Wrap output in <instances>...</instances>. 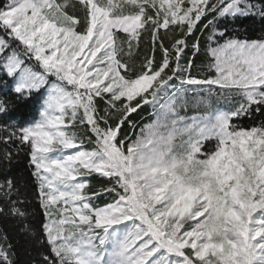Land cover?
<instances>
[{
	"label": "snow or ice",
	"instance_id": "6c2138e0",
	"mask_svg": "<svg viewBox=\"0 0 264 264\" xmlns=\"http://www.w3.org/2000/svg\"><path fill=\"white\" fill-rule=\"evenodd\" d=\"M238 20L259 37L231 34ZM0 31L22 49L0 116L47 88L39 119L0 125L29 150L45 217L37 230L5 149L0 218L38 248L31 264H264V120L240 123L264 115V0H3ZM0 264H16L2 227Z\"/></svg>",
	"mask_w": 264,
	"mask_h": 264
},
{
	"label": "trees",
	"instance_id": "16d2710c",
	"mask_svg": "<svg viewBox=\"0 0 264 264\" xmlns=\"http://www.w3.org/2000/svg\"><path fill=\"white\" fill-rule=\"evenodd\" d=\"M3 2V0H0ZM229 31L231 34H236L244 38L255 39L258 38L261 32V26L256 23L253 24L249 20H238V21H229L228 23ZM0 35L4 36L6 39H9L10 47L15 48L18 52L22 51L19 47V42L10 40L3 31H0ZM203 43V41H202ZM202 56H196V63L203 62ZM33 60H29L25 57V62L29 63ZM5 83L7 87H5ZM13 78L9 77L6 71L3 69L0 60V95L6 94L9 98L15 101L16 94L12 91ZM46 98V88L42 89L40 93L34 94L32 98L23 102H16L15 107L4 116H0V125L9 124L15 122L17 125H27L37 118H39V112L43 105V101ZM153 109L145 105L142 110H138V114H133V118L136 121L137 127L136 132L140 131V128L145 124L150 123L154 116L152 115ZM189 115L193 114V111L189 110ZM260 120H264V115H259L254 119L243 118L240 123L245 127H249L255 124H258ZM132 139H135L133 135ZM5 149L11 150L15 155L16 159L13 161L10 173L12 175H24L29 183V201H30V211L34 212L32 217L33 226L39 230L41 225L45 221L42 209L40 208L39 201L35 196L36 193V184L34 177L31 176L32 169L29 167V150L26 146H21L17 144H4L0 143V156H2ZM19 149V151H17ZM93 189L105 186L108 181L99 178L97 176L87 178ZM98 203L103 204L110 202V198L101 197ZM0 227L4 228L7 232L10 242L13 244L16 252V264H31L34 258H37L38 248L34 245L29 244L23 235L19 231V226L14 224L11 219L4 220L0 218Z\"/></svg>",
	"mask_w": 264,
	"mask_h": 264
},
{
	"label": "rangeland",
	"instance_id": "374dc122",
	"mask_svg": "<svg viewBox=\"0 0 264 264\" xmlns=\"http://www.w3.org/2000/svg\"><path fill=\"white\" fill-rule=\"evenodd\" d=\"M0 37H4V36H2V35H0ZM5 38V37H4ZM6 39V38H5ZM13 50H16L15 48H13V47H9V48H7V49H5V51L3 52V53H0V60H1V65H2V67H3V65L6 63V58H7V56L8 55H10L11 54V52L13 51ZM21 58L22 59H24V61H25V57L23 56V55H21ZM25 65L26 66H30V67H32L33 68V70H35V71H43L37 64H36V62L33 60V61H31V62H29V63H26L25 62ZM4 69V68H3ZM5 70V69H4ZM6 71V70H5ZM55 78L54 77H49V81L51 82V81H53ZM14 81V80H13ZM46 95H47V88H46ZM37 119H39V118H37ZM36 119V120H37Z\"/></svg>",
	"mask_w": 264,
	"mask_h": 264
}]
</instances>
